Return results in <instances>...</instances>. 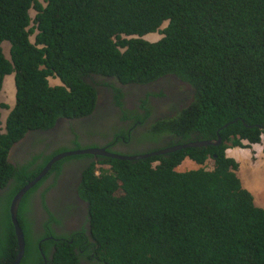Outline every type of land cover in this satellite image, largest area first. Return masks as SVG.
<instances>
[{"label":"trees","instance_id":"1","mask_svg":"<svg viewBox=\"0 0 264 264\" xmlns=\"http://www.w3.org/2000/svg\"><path fill=\"white\" fill-rule=\"evenodd\" d=\"M12 73L16 103L0 128V264L19 252L16 193L55 155L75 149L70 142L111 136L89 123L108 115L102 98L144 124L135 138L115 125V135L138 145L150 140L146 151L130 144L125 155L219 136L221 143L140 159L85 153L56 161L47 174L86 161L79 191L90 226L70 232L45 220L36 230L31 201L46 174L19 206L20 264H264V207L244 187L240 160L227 154L264 141V0H0V91ZM167 75L178 79L172 95L137 98L144 114L125 106L126 86ZM17 144L24 154L30 147L27 158L13 157ZM186 158L201 166L178 170Z\"/></svg>","mask_w":264,"mask_h":264},{"label":"flooded vegetation","instance_id":"2","mask_svg":"<svg viewBox=\"0 0 264 264\" xmlns=\"http://www.w3.org/2000/svg\"><path fill=\"white\" fill-rule=\"evenodd\" d=\"M176 81H178L177 78L174 76H168L165 77L164 80L158 79L155 83L152 85L149 84H131L130 86H126L124 91L127 93L132 92L133 94L139 96L144 95L146 93L145 88L143 86H153V88H156L157 90L163 89L165 92H167L170 95H172L176 87L172 84H174ZM171 85V86H170ZM133 86H139L140 88L137 90ZM104 91H111V89L102 87ZM168 89V90H167ZM129 95V94H128ZM128 95L124 96L125 105L128 107L131 111H138L140 113H146L144 109H138L136 106V103H139V99L136 100L133 108L132 106L128 105V102L131 101V98L128 97ZM114 100V99H113ZM151 100L153 103H158V101L154 100L151 96ZM100 103L103 105V107L108 112V115L105 116H99L98 121L92 120V118H89V123L94 124V126H100L111 131V136L107 139L103 136H98V134L92 135V139L96 140V143H98L97 147L100 148H106L108 147V151L110 148L114 147H120L131 144V146H135L138 148V150L146 151L145 146L148 145V142L150 140H142L141 143L138 145V141H134L136 136H139L141 134V129L144 127V124L141 123V121H134L136 118L131 117H123L122 109H124V105L120 106L117 104L116 101H113L111 104H109L108 101H100ZM104 111V110H101ZM108 119H107V118ZM108 121V122H107ZM60 122V121H59ZM101 122V123H99ZM96 124V125H95ZM117 125L118 127L124 128L126 126L127 130L129 131V135L132 138H129L127 140L124 136L115 135L114 127ZM58 128H63V123L60 125L58 124ZM57 128V129H58ZM141 130L140 132H138ZM70 133L68 134V137H70ZM53 136H51L52 139ZM121 137V139H120ZM50 139V138H49ZM26 141H28L27 138H25ZM60 141V140H58ZM111 142V143H108ZM134 141V142H132ZM22 142V141H21ZM20 142V143H21ZM52 142L49 140V143ZM109 144V145H108ZM111 144V145H110ZM152 142H150L149 145H151ZM165 145V142H163L162 146ZM44 147L43 145H41ZM158 145H153L149 147H156ZM56 147V144H54L53 148ZM22 150L20 144H17V146L13 150V157L17 158H27L28 152H31V149H24L25 152L22 153ZM114 153H117L115 151H112ZM28 153V154H27ZM119 154V153H117ZM95 156V155H94ZM96 157V156H95ZM13 158V160H14ZM96 157L95 159L97 160ZM86 164V161L83 160H72L69 162H66L63 164V170L60 174H56V172L49 173L45 177L44 180H42V187L36 191V193L33 196V199L31 201V206L35 212V214L38 217V221L36 222V230H39L40 227H45L43 225V222L45 220H48L52 227H57V230L67 229L70 232H77L80 231L83 228L89 227V213H90V207L89 202L85 200L79 191V186L81 181L83 180V173L87 167H84ZM49 172V171H48ZM56 179V180H55ZM56 181V182H55ZM56 184V185H55ZM0 193H2V189H0ZM42 192H46V197L43 199ZM46 200V202H44ZM48 207V209H47ZM53 211L54 217L50 218V212ZM27 216H30L31 218L34 216L31 214L30 211H26ZM59 217L62 219L61 224L56 223L55 217ZM58 239V238H56Z\"/></svg>","mask_w":264,"mask_h":264},{"label":"rangeland","instance_id":"3","mask_svg":"<svg viewBox=\"0 0 264 264\" xmlns=\"http://www.w3.org/2000/svg\"><path fill=\"white\" fill-rule=\"evenodd\" d=\"M159 37H160L159 34H154L152 36H148L147 38H149L150 40H155L158 39ZM10 47L11 44L9 41L4 42V51H5L4 53L6 56L8 55V57H11ZM50 81L52 84L61 83V80L59 78H51ZM133 87L137 90L140 88L139 86H133ZM143 88H145L146 90V93L144 95L137 96L132 92L126 94V95L129 94L128 97L131 98V101L128 102V105L132 106V108L137 98H140L141 96H145L147 93L153 94L158 91L156 88H153V86L148 87L147 85V86H143ZM101 101L103 102L104 99L102 98ZM15 103H16L15 73H12L6 76L4 80L3 89L0 91V104L2 105L7 104L8 106L5 108L3 106H0V128L3 131L5 128L7 117L11 112V110L13 109V107L15 106ZM247 142L248 141H246V143ZM78 144L81 146L80 148L97 147L96 140L89 138H85L84 141L80 143L70 142L65 147L68 149L69 148L80 149L78 147L79 146ZM110 150L121 154H129L133 152V149L130 148L129 145L110 148ZM140 151L141 150H137L134 153H139ZM227 154L229 156H235L236 159L240 160L241 162L240 172L242 170L241 173L243 174H241L242 175L241 177L244 187H246L253 193V195L255 196V203L259 206L264 207V141L257 144H252L251 147H239V146L230 147L227 150ZM207 165L209 168H212L213 162L210 160ZM200 166L201 165L197 164L194 160L190 158H186L177 167V169L180 171H185V170L199 168Z\"/></svg>","mask_w":264,"mask_h":264},{"label":"water","instance_id":"4","mask_svg":"<svg viewBox=\"0 0 264 264\" xmlns=\"http://www.w3.org/2000/svg\"><path fill=\"white\" fill-rule=\"evenodd\" d=\"M221 136H219V138L217 140H197V141H189L186 143H180V144H176L173 146H168L165 148H160L154 151H150L148 153H144V154H140V155H125V154H117L114 153L112 151H108L106 148H100V147H90V148H86V149H76V150H70V151H64L61 152L57 155H55L45 166V168L41 171V173L39 175H37L33 180H31L29 183H27L22 189H20L16 195L14 196V198L12 199L11 205H10V213H11V218L15 227V232L18 238V244H19V252L15 258V261L13 262V264H20L22 261V258L24 256L25 253V246H26V242H25V235H24V231L19 223L18 220V211H19V206L20 203L24 197V195L27 193V191L33 187L35 184H37L42 178L43 176L46 175V173H48V171L50 170V168L52 167V165L58 161L61 160L67 156H71L74 154H85V153H90L95 155L96 157L98 156H108V157H114V158H119V159H140V158H147L153 155H159V154H163V153H170V152H174L180 149H184L187 147H195V146H208L210 144H220L221 143Z\"/></svg>","mask_w":264,"mask_h":264},{"label":"clouds","instance_id":"5","mask_svg":"<svg viewBox=\"0 0 264 264\" xmlns=\"http://www.w3.org/2000/svg\"><path fill=\"white\" fill-rule=\"evenodd\" d=\"M247 141V140H246ZM246 141L244 140V143H246ZM248 143V142H247ZM246 143V144H247ZM253 144H257V143H253ZM248 147H251V146H248ZM98 157H108V156H98ZM98 159V158H97ZM100 159V158H99ZM106 166V165H105ZM107 167V166H106Z\"/></svg>","mask_w":264,"mask_h":264},{"label":"crops","instance_id":"6","mask_svg":"<svg viewBox=\"0 0 264 264\" xmlns=\"http://www.w3.org/2000/svg\"><path fill=\"white\" fill-rule=\"evenodd\" d=\"M232 157H234V158H236L235 156H232ZM238 160V159H237ZM243 160V159H242ZM239 161V160H238ZM241 165V164H240Z\"/></svg>","mask_w":264,"mask_h":264},{"label":"bare ground","instance_id":"7","mask_svg":"<svg viewBox=\"0 0 264 264\" xmlns=\"http://www.w3.org/2000/svg\"><path fill=\"white\" fill-rule=\"evenodd\" d=\"M25 196V195H24Z\"/></svg>","mask_w":264,"mask_h":264}]
</instances>
